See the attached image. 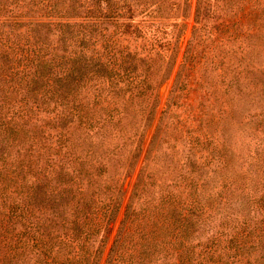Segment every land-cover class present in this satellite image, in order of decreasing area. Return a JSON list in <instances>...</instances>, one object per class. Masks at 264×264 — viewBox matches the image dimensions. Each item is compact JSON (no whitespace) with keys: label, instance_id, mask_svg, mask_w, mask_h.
<instances>
[{"label":"trees","instance_id":"trees-1","mask_svg":"<svg viewBox=\"0 0 264 264\" xmlns=\"http://www.w3.org/2000/svg\"><path fill=\"white\" fill-rule=\"evenodd\" d=\"M243 1L255 30L247 39L263 49L264 0H197V24L226 2L235 15ZM181 7L0 0V264H99V239L171 72L166 29L178 23L164 21ZM202 30L185 51L180 90ZM128 36L142 44L124 46ZM247 81L261 113L246 164L236 167L215 126L199 135L183 122L158 126L106 264H264V65ZM221 85L227 95L242 83L224 76Z\"/></svg>","mask_w":264,"mask_h":264},{"label":"rangeland","instance_id":"rangeland-1","mask_svg":"<svg viewBox=\"0 0 264 264\" xmlns=\"http://www.w3.org/2000/svg\"><path fill=\"white\" fill-rule=\"evenodd\" d=\"M178 1H181V10L174 15L171 13L164 21L166 24L178 23L177 28L171 26L166 29L169 36L164 56L171 72L155 92L157 102L154 117L144 132L140 157L123 178L120 209L110 226V232L103 240L99 239L103 245L99 264H106L158 126H164V132L173 122H183L185 130L190 129L195 135H199L197 129L200 127L207 131L215 126L217 131L214 132V139L231 144L238 161L236 167H240L244 162L246 164L249 155L256 148L254 133L256 123L260 120L261 109L257 102L258 92L253 83L247 80L261 68V64L264 65V48L253 45L254 42L247 39L248 33L255 34L254 24L250 20L251 3L243 1V8L237 10L234 15L231 9H236V5L226 2L225 7L220 5L219 12L213 18H202V23L197 24V0ZM201 27L203 30L199 48L202 53L197 62H192L191 69L185 72L188 81L180 90L175 87L177 74L184 62L189 41L195 30ZM133 38L128 36V41H123V45L133 48L142 44L141 40ZM248 70L253 72L248 73ZM235 75L240 78L241 88L234 87L225 95L226 87L221 85L222 78L226 76L228 79ZM222 94L228 101L223 106L216 100L221 98ZM229 97L234 99L230 100ZM125 164L126 162L122 166Z\"/></svg>","mask_w":264,"mask_h":264}]
</instances>
